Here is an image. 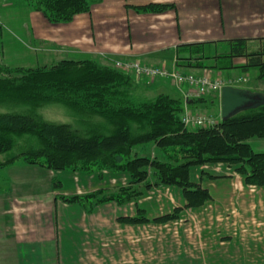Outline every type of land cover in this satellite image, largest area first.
Returning a JSON list of instances; mask_svg holds the SVG:
<instances>
[{
    "label": "crops",
    "instance_id": "1",
    "mask_svg": "<svg viewBox=\"0 0 264 264\" xmlns=\"http://www.w3.org/2000/svg\"><path fill=\"white\" fill-rule=\"evenodd\" d=\"M90 3L89 11L71 21L52 23L23 0L25 35L36 48L49 45V56L59 57L56 61L85 55L111 63L138 60L208 73L225 84L232 79L220 76L241 72L182 69L179 57L196 54L184 46L203 43L206 55H216L227 50L230 39L247 38L257 44L264 37V0ZM157 5L165 7L159 10ZM207 49L216 53L208 54ZM244 61L234 58V64ZM149 86L152 94L175 91L173 96L182 97L193 112H206L209 109L193 107L208 101L215 105L219 99V91L201 99L195 88L181 89L171 78L154 79ZM254 140L264 145V138ZM3 169L0 264H264V186L247 182L234 166L205 164L193 172L194 180L211 194L199 206L188 205L175 185L141 184L133 187L131 198L99 199L128 185L125 174L75 171L65 176L26 162ZM93 192L99 196L66 199ZM169 214L175 216L167 218Z\"/></svg>",
    "mask_w": 264,
    "mask_h": 264
},
{
    "label": "trees",
    "instance_id": "2",
    "mask_svg": "<svg viewBox=\"0 0 264 264\" xmlns=\"http://www.w3.org/2000/svg\"><path fill=\"white\" fill-rule=\"evenodd\" d=\"M26 1L52 23L69 22L91 8L90 0ZM184 48L196 54L179 57L182 69H238L264 79V37L257 44L230 39L227 50L216 55H206L203 43ZM234 58L245 61L234 64ZM1 62L0 177L3 168L19 160L57 171L125 174L128 185L99 199L131 198L133 187L141 184L175 185L191 206L211 198L209 189L194 180V166H234L247 182L264 186V151L252 144L264 138V105L223 120L219 102L215 125L188 127L182 97L152 94V80L111 62L90 55L32 66ZM257 85L246 87L264 91ZM50 106L61 107L67 119L48 117L45 109ZM97 196L99 192L66 199Z\"/></svg>",
    "mask_w": 264,
    "mask_h": 264
},
{
    "label": "rangeland",
    "instance_id": "3",
    "mask_svg": "<svg viewBox=\"0 0 264 264\" xmlns=\"http://www.w3.org/2000/svg\"><path fill=\"white\" fill-rule=\"evenodd\" d=\"M21 1L23 0H0V61L9 63L11 65H24V66L37 65L38 63L40 64L53 63L59 57L49 56L50 46L44 45L36 48L35 46H37V43L29 39V37L25 35V28L23 25L25 23L24 22L25 15L24 13H22L23 8L21 7L20 4ZM40 50H42V52H40ZM221 50L224 49L221 47ZM206 53L214 54L216 53V51L215 49H207ZM221 64L225 65L229 63L228 61H222ZM253 74L256 75V71ZM220 77L223 79L224 78L232 79L234 83L239 84L240 86H247L251 82H253V84H258L257 87H259V89H264V79L260 80V79L252 78L251 75H243L241 73L240 74L238 73V74H223V76ZM174 82L176 83V85H179L176 81ZM169 92L172 95H176L175 91H169ZM212 94H213L212 92L207 93L206 94L207 98L208 99L211 98L210 95ZM193 108L200 109V111H203L202 109H209L208 112H213L218 114L219 99H217V103L215 105H211V103H209L208 101L207 103L202 104V106L199 107L194 106ZM45 110H46L45 111L46 115L52 119H58V120L67 119L64 111L59 106H50ZM262 144H264V141H262ZM253 145L256 150L259 151L264 150V145L259 147L256 140H253ZM22 162L25 161L19 160L16 163H22ZM198 167L199 166H194L192 172H194ZM74 172L75 171L72 170H58V173L60 175H65V176L68 175L71 176ZM4 173L5 171L3 172L1 171V175H4ZM83 173H88V172L84 171ZM69 181H71V183L73 182L70 177H69ZM65 185L68 186L67 180L65 181ZM195 249H196V245H194V250Z\"/></svg>",
    "mask_w": 264,
    "mask_h": 264
},
{
    "label": "built area",
    "instance_id": "4",
    "mask_svg": "<svg viewBox=\"0 0 264 264\" xmlns=\"http://www.w3.org/2000/svg\"><path fill=\"white\" fill-rule=\"evenodd\" d=\"M114 64L148 80L171 78L179 84L178 86L181 89L184 88V85L195 88L198 96L207 94L210 91H221L225 85L224 80L213 79L208 73L183 72L178 69L144 64L138 60H116ZM229 82L232 83L233 81L230 80ZM182 119L185 126L188 127L215 125L218 122V117L214 113L193 112L188 109L184 112Z\"/></svg>",
    "mask_w": 264,
    "mask_h": 264
},
{
    "label": "water",
    "instance_id": "5",
    "mask_svg": "<svg viewBox=\"0 0 264 264\" xmlns=\"http://www.w3.org/2000/svg\"><path fill=\"white\" fill-rule=\"evenodd\" d=\"M220 102L221 117L228 120L242 111L264 105V91L227 84L222 87Z\"/></svg>",
    "mask_w": 264,
    "mask_h": 264
}]
</instances>
